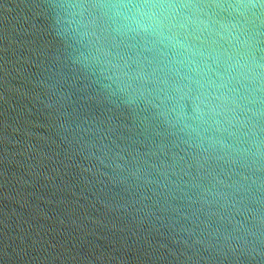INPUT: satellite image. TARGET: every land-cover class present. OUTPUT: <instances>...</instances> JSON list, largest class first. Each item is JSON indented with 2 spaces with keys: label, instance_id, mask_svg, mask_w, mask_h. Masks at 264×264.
Masks as SVG:
<instances>
[{
  "label": "water",
  "instance_id": "obj_1",
  "mask_svg": "<svg viewBox=\"0 0 264 264\" xmlns=\"http://www.w3.org/2000/svg\"><path fill=\"white\" fill-rule=\"evenodd\" d=\"M0 264H264V0H0Z\"/></svg>",
  "mask_w": 264,
  "mask_h": 264
}]
</instances>
